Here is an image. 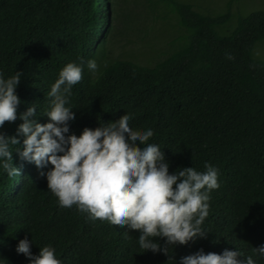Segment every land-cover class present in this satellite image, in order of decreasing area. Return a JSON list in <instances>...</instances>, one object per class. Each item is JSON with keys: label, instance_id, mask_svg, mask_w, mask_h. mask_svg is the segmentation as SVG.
Returning <instances> with one entry per match:
<instances>
[{"label": "trees", "instance_id": "obj_1", "mask_svg": "<svg viewBox=\"0 0 264 264\" xmlns=\"http://www.w3.org/2000/svg\"><path fill=\"white\" fill-rule=\"evenodd\" d=\"M238 1H226L225 12L212 15L193 2L153 0V18L143 17L132 31L124 26L120 0H0V74L22 73L17 119L0 132L17 135L20 114L34 104V119L49 122L47 93L74 62L83 65V79L72 88L76 119L69 134L130 114L134 130H153L147 143L163 150L170 174L191 166L203 172L209 163L220 185L209 193L204 237L170 246L168 253L144 251L138 231L61 207L41 175L52 165L40 169L22 160L19 136L20 144L10 148L21 174L9 177L0 162V264H29L16 251L25 237L33 241V255L50 245L61 264H182L201 249H238L264 264L253 254L264 245V58L255 48L264 40V10L233 14ZM231 20V30L221 35L219 28ZM119 39L148 61L136 52L111 58ZM89 60L96 72H89ZM154 239L165 246L163 238Z\"/></svg>", "mask_w": 264, "mask_h": 264}, {"label": "clouds", "instance_id": "obj_2", "mask_svg": "<svg viewBox=\"0 0 264 264\" xmlns=\"http://www.w3.org/2000/svg\"><path fill=\"white\" fill-rule=\"evenodd\" d=\"M87 68L96 72L98 65L89 60ZM21 75L16 71L5 79L0 74V127L17 119L21 100L16 88ZM82 79L83 65L67 63L47 93L50 109L43 114L49 122L34 119V104L20 114L23 122L17 135L0 132V162L7 175L21 174V169L13 164L10 146L19 145L18 137L23 136V148L16 151L22 160L37 168L52 165L41 175H46L48 190L61 207L76 206L89 220L108 221L138 231V243L144 251L168 253L170 246L204 237L206 231L201 226L209 215V193L220 186L218 169L205 163L203 172L191 166L170 174L163 150L158 144L147 143L153 130H134L129 123L130 114L100 123L95 129L85 127L79 136L69 134V121L76 119L70 106L72 88ZM154 238H163L165 246ZM32 243L25 237L16 247L18 254L29 258V264H61L54 247L43 246L38 255H33ZM253 254L264 257V245L254 247ZM240 256L243 254L238 249H225L221 254H205L201 249L181 259L182 264H256L251 255L243 256L244 260L237 259Z\"/></svg>", "mask_w": 264, "mask_h": 264}, {"label": "rangeland", "instance_id": "obj_3", "mask_svg": "<svg viewBox=\"0 0 264 264\" xmlns=\"http://www.w3.org/2000/svg\"><path fill=\"white\" fill-rule=\"evenodd\" d=\"M152 1L153 0H120L122 17L124 18V22H125L124 26L127 27L128 29L131 27L130 30L133 31L135 23L136 22L140 23L143 17L147 16V19L149 20L152 19L154 16L153 15L154 12L152 11V6H153ZM183 1L193 2L195 5H199L201 9L208 8L206 12H208L209 14L212 13L213 15L219 12L220 13L225 12L226 1L228 0H183ZM143 2H145L147 6L145 7L143 6V9H142ZM138 3H142V4L137 6ZM256 9L264 10V0H240L239 5L232 6L230 11H232L233 14H239V15L244 16V15L249 14L250 12H253L252 10L259 11ZM232 18H235V17H232ZM234 23H235L234 20H231L225 26H221L219 28V31L222 33L229 31L231 29L232 24ZM137 26L140 28L142 25L137 24ZM131 33L132 32L129 31V37L132 36V38H134L135 35L133 36ZM135 34L141 36L142 33L140 34L135 33ZM125 41H126L125 39H119V41L117 42L118 45L114 46L112 49V55L110 56L111 58H115V57L125 58L129 54L136 52L137 59L139 61L147 60V57L145 56V54L139 53L140 49H134L135 45L133 44L124 45ZM256 47H257L256 49L257 55L264 58V40L259 41L255 45V48ZM162 48H164L163 44L160 45L159 48H157V50L162 49ZM151 53L152 51L150 52V56H151ZM149 62H146V63L150 64ZM142 63H145V61H143Z\"/></svg>", "mask_w": 264, "mask_h": 264}]
</instances>
